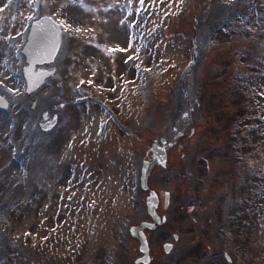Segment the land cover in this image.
Returning a JSON list of instances; mask_svg holds the SVG:
<instances>
[{"label":"rangeland","instance_id":"rangeland-1","mask_svg":"<svg viewBox=\"0 0 264 264\" xmlns=\"http://www.w3.org/2000/svg\"><path fill=\"white\" fill-rule=\"evenodd\" d=\"M12 4L0 17V57L13 58L0 61V264H136L129 229L151 222L139 178L155 143L167 163L148 187L170 204L144 231L149 264H264V0ZM41 17L61 47L42 66L54 74L26 94L25 30ZM37 130L30 165L20 145Z\"/></svg>","mask_w":264,"mask_h":264},{"label":"water","instance_id":"water-1","mask_svg":"<svg viewBox=\"0 0 264 264\" xmlns=\"http://www.w3.org/2000/svg\"><path fill=\"white\" fill-rule=\"evenodd\" d=\"M61 46V30L59 26L51 18H39L31 23L27 40L22 50V55L25 58V67L23 68V78L26 83V94L36 91L49 77L54 74V71L42 69V66L50 65L54 62ZM7 102L0 98V108L6 109ZM52 126V123L45 125L44 130ZM164 143V141H161ZM153 160L150 163H145L142 167L140 186L141 189L148 193L146 199L147 213L153 220V223H142L138 227H132L130 234L137 239L140 247L139 251L142 257L139 258L137 264H149V248L146 238L143 234L144 229L154 230L157 225L161 224L160 219L156 214L158 204L156 194L149 190L147 186V178L151 169L156 165H165V152L153 145L151 149ZM168 207V195L165 198V209ZM165 218L162 219V222ZM165 252L170 249L169 245L164 246Z\"/></svg>","mask_w":264,"mask_h":264},{"label":"bare ground","instance_id":"bare-ground-1","mask_svg":"<svg viewBox=\"0 0 264 264\" xmlns=\"http://www.w3.org/2000/svg\"><path fill=\"white\" fill-rule=\"evenodd\" d=\"M4 1V5L3 7L0 9V17L2 18V23H5V19L8 18L11 19L12 17H9L10 16V11L13 7V4L12 2L14 0H0V3H2ZM226 11V9H222V8H217V9H213L212 11L210 12H207V13H204V15L202 16V19H201V23H200V28H198V32H197V49L200 48V42L203 38V35H204V32L206 31V29L208 27H211L212 24H214V22L217 20V18H220V16L222 14H224ZM27 34V27H26V30H25V35ZM21 57V56H20ZM195 60V59H194ZM0 61H2V63H5V62H10L12 63L13 61V58L7 53V55H3V57L1 58L0 57ZM197 61V60H196ZM1 65V63H0ZM3 74V71H2V67L0 66V78ZM189 83L187 81H185V84L184 85H180L179 87V97L180 99H182L183 97L187 96V92L185 90V87H187ZM145 84L140 76V79H139V87L137 88V91H141L143 88H144ZM0 95H2L1 91H0ZM9 104V101L6 100ZM181 105V104H180ZM178 106V108L176 107L175 109V112H173V116H172V120H174L175 122H180L182 121V119L179 118V114L181 112V106ZM38 110L40 112H46V114L48 115V118H52L54 117L55 115V112H54V109H47L46 110V107L44 105H38ZM180 109V110H178ZM173 121V122H174ZM95 126H98L99 128H105L107 126V121L104 119V118H101V119H96L95 122H94V127ZM46 137V133L45 132H42V131H39L37 130L31 137L29 136H26L22 141H21V149L23 148V151L24 150H30V153L27 155V161H29L28 163L31 165L32 163H34L35 161V157L33 156V153H31V148L34 146V144H36L39 140H42Z\"/></svg>","mask_w":264,"mask_h":264},{"label":"snow or ice","instance_id":"snow-or-ice-1","mask_svg":"<svg viewBox=\"0 0 264 264\" xmlns=\"http://www.w3.org/2000/svg\"><path fill=\"white\" fill-rule=\"evenodd\" d=\"M84 0H80V3L83 4ZM141 2H143V0H141ZM70 27V26H69ZM77 31H79V29H77Z\"/></svg>","mask_w":264,"mask_h":264}]
</instances>
